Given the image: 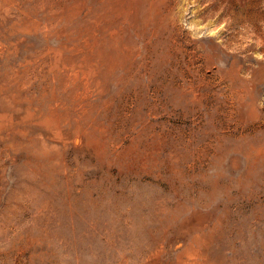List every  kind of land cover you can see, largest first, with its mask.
Segmentation results:
<instances>
[{
	"label": "rangeland",
	"instance_id": "1",
	"mask_svg": "<svg viewBox=\"0 0 264 264\" xmlns=\"http://www.w3.org/2000/svg\"><path fill=\"white\" fill-rule=\"evenodd\" d=\"M0 264H264V0H0Z\"/></svg>",
	"mask_w": 264,
	"mask_h": 264
},
{
	"label": "bare ground",
	"instance_id": "2",
	"mask_svg": "<svg viewBox=\"0 0 264 264\" xmlns=\"http://www.w3.org/2000/svg\"><path fill=\"white\" fill-rule=\"evenodd\" d=\"M167 51H168V49H167ZM30 102H31V101H30ZM27 111H29V109H28ZM28 113H29V112H28ZM52 125H54V124H52ZM55 128H56V127H55ZM17 129H18V128H17ZM52 130H54V128H52ZM12 131L14 132L15 130L13 129ZM12 131H11L10 133H12ZM17 131H18V130H17ZM19 131L22 132L21 130H19ZM19 131H18V132H19ZM222 131H223V130H222ZM23 132H24V131H23ZM23 132H22V133H23ZM16 133H17V132H16ZM12 134H14V133H12ZM26 134H27V133H26ZM9 135H10V134H9ZM18 135H19V134H18ZM13 136H15V135H13ZM22 136H23V135H22ZM26 136H27V135H26ZM26 136H25V137H26ZM26 138H27V137H26ZM24 139H25V138H24ZM39 158H40V157H39Z\"/></svg>",
	"mask_w": 264,
	"mask_h": 264
}]
</instances>
